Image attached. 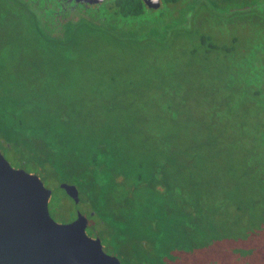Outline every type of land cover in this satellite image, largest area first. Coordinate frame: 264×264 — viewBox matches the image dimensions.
<instances>
[{
	"label": "trees",
	"instance_id": "obj_1",
	"mask_svg": "<svg viewBox=\"0 0 264 264\" xmlns=\"http://www.w3.org/2000/svg\"><path fill=\"white\" fill-rule=\"evenodd\" d=\"M152 24L153 19L148 18L140 21L138 30L84 26L62 46L40 52L34 67L42 75L18 71L15 56L6 58L0 51V147L11 150L17 165L28 171L36 173L47 165L50 177L74 183L84 195L94 196L89 212L103 220L107 236L116 243L176 241L185 233V220L199 219H207L210 225L216 220H230L228 224L237 226L238 231L246 235L251 232L258 240L264 238V222H255L264 219V134L242 122L232 125L226 111L229 102L221 108V99L214 102L202 95V100L210 102L208 115L194 123L204 129L210 147L216 134L234 137L232 145L223 149L229 156L225 166L210 175H220L214 177V189H233L220 202L210 200L207 192L200 190L210 189L213 181L207 177L197 180L191 171L198 169L195 164L201 146L195 133L190 154L179 151L178 144L185 140V125L193 126V122L190 117L188 122H179L182 112L172 103H160L162 110L157 113L163 122L159 123L153 120L155 112L141 118V108L132 101L136 107H126L127 123L120 127L104 126L90 110V93H85L80 83L96 68L100 73L125 68L154 81L163 74L172 79L173 61L181 53L187 54L188 61H194L198 54L201 59L217 60L216 52L199 41L200 34L173 29L158 36ZM110 47L128 49L132 62L127 66L106 58L98 63V57ZM110 59L116 65L106 63ZM263 70V66H256V82H247L245 72H240L242 77L236 82L230 79L224 87L227 98L232 96L233 83L242 85L251 92L247 96L254 100L253 110L264 114ZM172 92L177 98V91ZM221 124L226 126L221 128ZM202 161L200 166H205ZM184 187L196 189L190 198Z\"/></svg>",
	"mask_w": 264,
	"mask_h": 264
},
{
	"label": "flooded vegetation",
	"instance_id": "obj_2",
	"mask_svg": "<svg viewBox=\"0 0 264 264\" xmlns=\"http://www.w3.org/2000/svg\"><path fill=\"white\" fill-rule=\"evenodd\" d=\"M156 1L155 6H149L144 0H0V51L6 58L15 56L18 71L42 75L34 67L40 52L62 46L64 40L82 27L138 30L140 21L150 18L151 28L158 36L173 29L200 34L199 41L216 52L218 63L235 66L237 72H245L247 82H256V66L264 67V0ZM249 31L253 32L251 36L246 34ZM261 87L264 94V70ZM78 197V202L70 198L75 209L88 218L87 234L98 236L104 251L118 257L120 264H130L128 260L122 261L120 252L132 264H211L196 246L210 247L219 253L227 250L229 242L237 243L225 228L229 225L232 230L230 220H216L210 225L207 219L185 220V233L165 244H152L148 240L116 243L107 236L108 228L103 220L89 212L95 197L84 195L80 189ZM81 205L88 207L87 210L81 209ZM198 232H203L202 237ZM209 233L215 234L207 238L205 234ZM254 238L248 239L245 264H264V252L256 251ZM189 254L202 256L201 261H193Z\"/></svg>",
	"mask_w": 264,
	"mask_h": 264
},
{
	"label": "rangeland",
	"instance_id": "obj_3",
	"mask_svg": "<svg viewBox=\"0 0 264 264\" xmlns=\"http://www.w3.org/2000/svg\"><path fill=\"white\" fill-rule=\"evenodd\" d=\"M252 33V31H249L246 34L251 36ZM128 52V49L127 51H118L110 47L107 49V53H105L103 57H98V63L101 60L104 61L106 58H111L118 61V63L125 62L128 66L129 63L132 62V57ZM186 55V53H181L179 54L178 59L173 61L175 64H179H177L178 66L173 64V66H175V74L173 73L172 79L163 74L157 76V79L152 81L139 73H130L125 68H121L122 71L116 73H100L98 68H96L94 74L88 75L85 78L86 81L81 82L80 84L83 85L85 93H90L88 102L89 107L91 108L90 110L93 111L92 113L95 115V118H98L101 123H104V126L114 125V127H120L123 124L126 125V119L128 118L126 107L130 110H133L136 107L134 103H131L132 101L137 103L139 109L141 108V118H147L149 114L151 117L152 113L155 112L153 120L158 121L159 123L163 122L158 113L162 110L160 108V103L165 101L167 103H172L177 110L182 112L183 115L181 114L180 119L178 120L179 122H188L192 119L193 126L190 124L185 125V140L178 144L179 151L184 150L187 154H190L191 136L195 133V137L201 146L198 145L199 157L196 161L198 164H195L198 165V169L196 171L191 169V171L194 172V176H198L197 180L205 181L207 177L213 181L211 185L209 184L210 189L200 190L207 192L206 194L209 196L210 200H217L216 202H220L226 200V196L229 195V192H233V189H214L216 187V185H214V177L218 179L220 175H215L213 177L210 175L211 172L216 173L217 170L221 171L225 166L229 156L227 153L225 154L223 149L226 147L229 148L232 145L234 137L224 135L223 133L216 134L217 139L214 140L213 146L210 147L207 145V137L204 129L194 126V123L203 120L204 115H208L210 102H205L204 99L202 100L201 96H208L210 101L213 98L214 102H216L218 98L221 99V108L226 106V103L229 102L226 111L230 112L229 121H231L232 125L237 126L242 122V124L244 123L247 126H256L261 132H263V134L264 114L258 112L256 108L253 110L254 100L250 95L247 96V93L250 94L251 92L242 85L238 86L236 83H233L234 89L233 92L230 93L232 96L229 95L227 98L228 91H225L224 87L229 85L230 79H234L236 82L237 78L241 76L240 71L237 72L233 69L235 66L226 65L225 63L218 64L217 60L213 58L209 59L208 57H202L201 59L200 54L197 55V58L194 59V61H188L189 57L187 58ZM111 59L106 63L116 65ZM164 65L170 66L168 63H165ZM128 68L131 71V67L129 66ZM231 70H234L235 72L232 73ZM164 82H170L171 85H165L163 84ZM172 91H177V98ZM244 91L246 93H244ZM180 95L184 96L183 100ZM110 102L112 103L110 105L111 108L108 106ZM240 119L241 121H239ZM134 122L136 121L134 120ZM225 126V124L220 125L221 128H224ZM0 150L12 166L17 165L16 156L11 150H7L4 147L3 149L0 148ZM219 150L221 151L218 153L217 151ZM201 160H203L202 162L205 166H200ZM209 165L211 169L207 167ZM49 170L50 167L45 165V167L40 168L36 174L42 179L47 188L52 189L48 202L50 214L58 222L69 221V219L74 217L77 209H75V205L70 196L64 191V189L60 188L59 184L61 182H59L54 176L50 177L48 175ZM184 190L187 197L190 198L189 195H191L196 189L185 188ZM215 195L216 197H214ZM80 207L83 210H87L88 208L82 205ZM261 214L263 215L264 211ZM261 219L262 220L255 222H261L263 224L264 219L262 217ZM249 227H251V225H249ZM225 228L226 231L232 233L237 240V243L235 244L229 242L226 251L221 250L218 253L210 247L203 248L200 244L196 246V248L200 250V254L204 255V258L211 264H245L247 260V254L245 252L249 250V240L254 236L251 232H246L248 234L246 235L245 233L238 231L237 226H234L232 230L229 225L225 226ZM197 234L202 237L201 234H203V232H198ZM209 234H205L207 238L215 233ZM206 241H209V239ZM254 244L256 251L261 253L264 252V238L260 240L255 238ZM119 255H121L120 257L122 261L128 260L130 264H132L130 259L125 256L123 252H120ZM188 256L190 259L193 258L192 260L196 262L201 261L202 258V256H196L193 254H189Z\"/></svg>",
	"mask_w": 264,
	"mask_h": 264
},
{
	"label": "water",
	"instance_id": "obj_4",
	"mask_svg": "<svg viewBox=\"0 0 264 264\" xmlns=\"http://www.w3.org/2000/svg\"><path fill=\"white\" fill-rule=\"evenodd\" d=\"M59 186L78 202L74 183ZM51 193L36 173L12 166L0 151V264H120L98 236L87 234L88 218L80 210L66 222L51 216Z\"/></svg>",
	"mask_w": 264,
	"mask_h": 264
}]
</instances>
